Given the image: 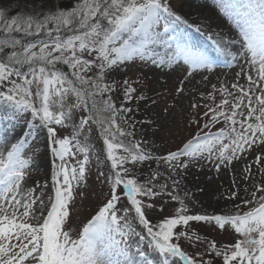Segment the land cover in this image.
<instances>
[{
	"label": "snow or ice",
	"instance_id": "1",
	"mask_svg": "<svg viewBox=\"0 0 264 264\" xmlns=\"http://www.w3.org/2000/svg\"><path fill=\"white\" fill-rule=\"evenodd\" d=\"M174 3L74 0L60 5L52 0L47 11L26 16H8L0 9V120L24 122L14 142L6 128L0 143V264H264V0H215L239 40L221 37L213 47L230 58V67L250 55L246 83L240 64V79L230 88L216 89L223 98L204 113L209 120L203 129L221 125L220 130L195 136L175 151L156 149L158 154H153L129 129L137 127L134 107L154 101L145 94L142 80L117 82L113 74L139 60L169 74L177 72L179 80L190 82L195 75L208 79L212 61L190 35L201 27H194ZM121 99L128 102L123 107L115 102ZM77 112L88 115L78 119ZM102 113L107 115L101 118ZM193 123L199 126L198 119ZM93 125L102 137L100 153L106 149L110 162V167L105 163L104 177L108 194L95 214L77 225L73 238L69 229L77 215V189L86 182L93 157L97 163L102 160L90 143ZM67 129L71 131L65 135ZM42 133L45 148L50 146L58 163L51 183L37 187L35 181L28 183L31 165L24 157L38 155ZM234 160L247 167L237 169ZM205 161L218 173L222 166H232L237 179L229 183L223 207L231 204L238 209L235 213L210 214L202 198L186 192L193 207L202 209L190 214L185 199L168 191L167 183H157L160 167L178 188L176 177L203 167ZM152 164L156 169L140 183L139 173ZM249 180L251 185L242 189ZM162 196L178 207L170 218L149 219ZM217 198L224 200V195ZM190 222L232 231L234 242L218 246L214 240L201 241ZM182 241L197 251L184 250ZM199 244L206 247L197 255Z\"/></svg>",
	"mask_w": 264,
	"mask_h": 264
},
{
	"label": "rangeland",
	"instance_id": "2",
	"mask_svg": "<svg viewBox=\"0 0 264 264\" xmlns=\"http://www.w3.org/2000/svg\"><path fill=\"white\" fill-rule=\"evenodd\" d=\"M24 2L25 0H20ZM185 0H175L174 7L178 12L181 10V6ZM74 0H56L57 4L63 5ZM16 15V13H10L8 16ZM207 24V22L205 23ZM192 42H197L191 37ZM198 43V42H197ZM208 45V43H203ZM198 43L206 49V46ZM210 57V56H209ZM213 64V73H208V79L202 78L201 75H195L188 80H179V73L173 72L168 73L167 69H156L150 64H145L139 60L135 63H131L129 67L128 64L120 69L119 72L114 73L117 82L123 79H129L134 84L137 80H142L143 88L145 94L152 98L145 107L143 103L137 109L134 107L135 115L132 116L133 121L137 123L135 129H129L136 133V139L144 145L145 151H151L153 154H158L156 149L163 152L171 149L173 151L179 149L186 143L189 139H194L198 135H207L210 132H217L220 130L221 125H216L215 128H210L204 130L202 125L204 122L209 120L208 116L204 113L207 111L209 105H214L220 102L223 98L221 92L216 89H221L224 87L230 88L233 82H237L240 78L236 77V73L241 71L238 65L243 64V72L245 74L244 83H246V74L249 71V64L246 62L250 60V55L233 62V66H228L229 57L224 55L219 58L217 55L210 57ZM213 85L216 88H213ZM226 95V93H225ZM212 97V98H209ZM75 99L74 97L72 98ZM118 106L123 107L127 104V101H115ZM136 102L134 101L133 104ZM193 105H199V107H193ZM2 114V110H0ZM88 114L77 112V118H83ZM106 116L105 113L101 114V118ZM199 120V126L193 123L194 120ZM148 121V123H143L142 121ZM23 121H13L11 123L0 120V143L3 142V136L5 135L4 129H11L6 133L9 141L15 140L16 135L21 131V126ZM15 124V127H13ZM71 129L64 131L67 135ZM90 135V143L97 150L98 154L102 155V160L97 163L93 157L92 161L89 163L86 169V182L81 185L77 191L78 196L76 197V209L77 215L74 217V223L69 231L73 238H76L77 225H83L90 219L96 212L97 207L102 204L103 200L108 194V185L105 181V163L110 167V162L106 161V149L103 153H100L102 147V137L99 134V128L93 125L92 132ZM227 142V141H225ZM37 143L39 148L36 150L38 155L31 157V154H27L24 158L29 159L30 168L26 170V177L28 183L31 184L33 181L36 182L37 187L41 184L48 185L51 183L50 176L52 168L58 161L54 160L49 149L45 148V134H41ZM3 151V150H2ZM6 155V153H5ZM245 160H249L247 156L244 157ZM44 164L42 169L37 168L38 164ZM70 164L74 165V161H70ZM204 166L201 167L197 165L193 167L189 172L182 173L181 176L176 177L180 180V185L178 188H174L172 185V180L168 178V174L163 167L159 168L161 173L157 180L158 184L167 183L168 191H172L175 195H179L181 198L185 199L187 207L190 209L191 213L200 214L202 209L199 205L193 207L191 200H189L185 193L187 192L188 197L192 198H202L201 203L204 204V208L208 213L222 214L227 212L235 213L238 211L231 204L228 207H223V204L227 200V190L229 188V183L235 181L237 177L232 170L231 165L222 166L224 170L222 172H216L213 165L207 161L203 162ZM237 169L243 170L247 165L241 164L239 161H233ZM249 163L251 161L249 160ZM156 165L152 164L145 167L143 171L139 173V182L143 183L148 173L156 169ZM242 177H240L241 179ZM243 179V178H242ZM259 179L257 177V184L259 186ZM251 185V181H245L242 184V189L248 188ZM233 189L236 191H241V189H235V184L232 185ZM3 185H0V189ZM203 189L204 191H201ZM34 194L36 193L35 188L32 189ZM103 193V195H101ZM207 193V195H205ZM217 194L224 195V200H218ZM243 198V197H242ZM219 205V206H218ZM242 207H248L247 205H241ZM178 207V204L173 203L167 196H162L156 198L155 208L150 210L149 219L151 220H162L163 218H169L173 213V210ZM192 231L196 235H199L201 241L211 242L214 240L218 246L234 242V237L236 234L232 231H213L210 226L205 225L203 222H190ZM180 230V229H177ZM183 248L189 252H196L197 247L190 246L187 241H182ZM200 255L203 252L206 244H199ZM210 258L205 256V259ZM218 264V261L215 262Z\"/></svg>",
	"mask_w": 264,
	"mask_h": 264
},
{
	"label": "bare ground",
	"instance_id": "3",
	"mask_svg": "<svg viewBox=\"0 0 264 264\" xmlns=\"http://www.w3.org/2000/svg\"><path fill=\"white\" fill-rule=\"evenodd\" d=\"M180 8V12L190 18L194 27H201V32L191 31L190 35L200 44L208 43V45H203L206 46V50L210 57L217 55V57L221 58L223 56L213 47V43L215 41H220L221 37L225 40L228 38L239 40L236 30L229 22L228 18L218 13L215 0H185ZM206 22L207 24H205ZM209 36L213 37L212 41H209ZM197 42L193 43L198 45ZM239 46V43H237L235 47L239 48ZM227 65L229 66V64ZM2 150L3 148H0V151ZM43 165L44 164L40 163L37 168L42 169Z\"/></svg>",
	"mask_w": 264,
	"mask_h": 264
},
{
	"label": "trees",
	"instance_id": "4",
	"mask_svg": "<svg viewBox=\"0 0 264 264\" xmlns=\"http://www.w3.org/2000/svg\"><path fill=\"white\" fill-rule=\"evenodd\" d=\"M51 3L52 0H25L24 2L20 0H0V9L5 10L6 15L14 12L26 16L31 13L38 14L41 11H47ZM0 38L4 37L0 36ZM7 51L8 50H6V52ZM58 67L62 71L71 72V69H68L65 65H58ZM117 154L120 153L118 152Z\"/></svg>",
	"mask_w": 264,
	"mask_h": 264
}]
</instances>
